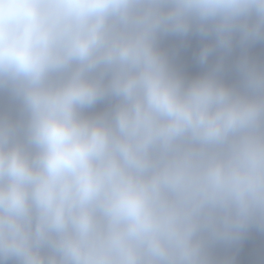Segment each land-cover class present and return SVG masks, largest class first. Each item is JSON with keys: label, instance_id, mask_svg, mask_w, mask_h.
<instances>
[{"label": "clouds", "instance_id": "9594fccd", "mask_svg": "<svg viewBox=\"0 0 264 264\" xmlns=\"http://www.w3.org/2000/svg\"><path fill=\"white\" fill-rule=\"evenodd\" d=\"M257 43L264 0H0V264H238L264 234Z\"/></svg>", "mask_w": 264, "mask_h": 264}]
</instances>
